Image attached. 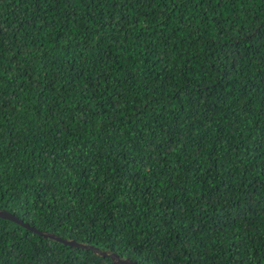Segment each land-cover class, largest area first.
Wrapping results in <instances>:
<instances>
[{
	"label": "trees",
	"instance_id": "trees-1",
	"mask_svg": "<svg viewBox=\"0 0 264 264\" xmlns=\"http://www.w3.org/2000/svg\"><path fill=\"white\" fill-rule=\"evenodd\" d=\"M0 208L138 264H264V0H0ZM0 264H116L0 216Z\"/></svg>",
	"mask_w": 264,
	"mask_h": 264
},
{
	"label": "water",
	"instance_id": "water-1",
	"mask_svg": "<svg viewBox=\"0 0 264 264\" xmlns=\"http://www.w3.org/2000/svg\"><path fill=\"white\" fill-rule=\"evenodd\" d=\"M0 216L2 217H6L9 218L11 220H14L28 228H31L35 231H37L40 234H43L44 236H48L50 238L56 239L58 241H61L63 243H67V244H72V245H76V246H81V247H85V248H90L92 249L95 253H98L100 255H108L111 257V259L116 263V264H138L136 260L131 259L128 256H122L119 253L109 250V249H105V248H101L97 245L91 244V243H86V242H81V241H77L73 238H65V237H61L53 232H49L46 230H41V229H37L34 226L29 225L26 221H24L23 219H21L20 217H18L16 214L12 213L11 211L5 209V208H0Z\"/></svg>",
	"mask_w": 264,
	"mask_h": 264
}]
</instances>
